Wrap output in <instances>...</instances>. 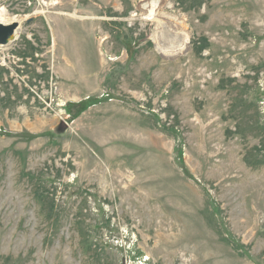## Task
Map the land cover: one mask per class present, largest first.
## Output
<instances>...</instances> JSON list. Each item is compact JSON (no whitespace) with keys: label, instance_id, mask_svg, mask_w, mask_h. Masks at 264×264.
I'll use <instances>...</instances> for the list:
<instances>
[{"label":"rangeland","instance_id":"1","mask_svg":"<svg viewBox=\"0 0 264 264\" xmlns=\"http://www.w3.org/2000/svg\"><path fill=\"white\" fill-rule=\"evenodd\" d=\"M47 1L0 0V264H264V0Z\"/></svg>","mask_w":264,"mask_h":264},{"label":"water","instance_id":"2","mask_svg":"<svg viewBox=\"0 0 264 264\" xmlns=\"http://www.w3.org/2000/svg\"><path fill=\"white\" fill-rule=\"evenodd\" d=\"M17 24H4L0 23V45H7L14 37Z\"/></svg>","mask_w":264,"mask_h":264},{"label":"bare ground","instance_id":"3","mask_svg":"<svg viewBox=\"0 0 264 264\" xmlns=\"http://www.w3.org/2000/svg\"><path fill=\"white\" fill-rule=\"evenodd\" d=\"M53 0H48L47 3L49 4L50 2H52ZM152 0H147L148 2V6L147 7H143L145 8L146 10V13H149L148 15H151L153 13V10L154 8L156 7V4L154 3V1ZM147 4V3H146ZM50 5V4H49ZM146 6V5H145ZM12 22V19L11 18H8L7 17V12L5 9H3L2 7H0V23H4V24H8ZM15 34H16V31H15ZM15 34H14V37H15ZM13 37V38H14ZM163 223V222H162Z\"/></svg>","mask_w":264,"mask_h":264}]
</instances>
